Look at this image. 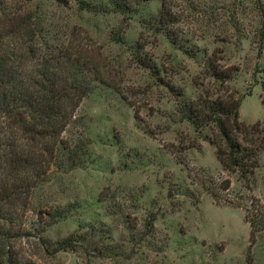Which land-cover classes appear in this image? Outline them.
<instances>
[{
  "label": "rangeland",
  "instance_id": "rangeland-1",
  "mask_svg": "<svg viewBox=\"0 0 264 264\" xmlns=\"http://www.w3.org/2000/svg\"><path fill=\"white\" fill-rule=\"evenodd\" d=\"M25 16L42 29L29 44L44 57L7 33ZM5 24L0 51L23 56L32 88L46 60L56 87L79 62L92 83L81 101L72 93L63 132L44 123V139L29 141L40 162L11 230L18 258L264 264V230L251 244L248 221L264 207V153L246 178L224 169L212 125L183 111L236 98L240 121L264 127V0H0ZM13 143L20 154L27 141Z\"/></svg>",
  "mask_w": 264,
  "mask_h": 264
},
{
  "label": "trees",
  "instance_id": "trees-1",
  "mask_svg": "<svg viewBox=\"0 0 264 264\" xmlns=\"http://www.w3.org/2000/svg\"><path fill=\"white\" fill-rule=\"evenodd\" d=\"M165 21L162 19L161 23ZM1 26L0 49L7 36L3 32L6 31V24ZM41 30L38 23L32 22V16H25L7 33L11 35L15 32L25 37L30 53L39 51L44 57L41 47L29 44L43 40L39 38L42 36ZM17 53L0 51V264H38L31 259L18 258L11 245L14 237L11 230L18 216L17 209L21 206L20 199L28 192L27 181L32 178L31 171L27 169L29 165L36 166L40 162L31 150L29 141L44 139L36 134L38 127L44 128V123L50 129L58 128L57 131L63 132L71 112L68 102L72 93L77 94L81 101L92 89V83L85 73L87 63L79 62L80 66L68 72L63 79L65 84L61 82L56 87L62 79L57 77L58 70L52 71L49 60H46L45 68L44 63L37 68L36 87L32 88L29 75L23 70V56ZM222 103L208 99L191 101L183 111L186 119L196 127L212 125L216 156L222 167L246 178L248 174L254 173L260 163V153H264V127H259L260 122L250 125L240 121L239 99L230 98V105L226 101V105ZM18 133L25 138L28 147L22 146L20 154L14 151L13 143ZM23 171H28L27 175L23 176ZM222 185L228 189L231 181L224 179ZM248 221L252 244L258 232L264 230V207H257V212L250 211ZM70 245H73L72 242L65 240L54 250L56 252Z\"/></svg>",
  "mask_w": 264,
  "mask_h": 264
}]
</instances>
